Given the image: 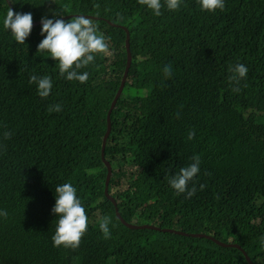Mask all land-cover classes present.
I'll use <instances>...</instances> for the list:
<instances>
[{"label": "trees", "instance_id": "trees-1", "mask_svg": "<svg viewBox=\"0 0 264 264\" xmlns=\"http://www.w3.org/2000/svg\"><path fill=\"white\" fill-rule=\"evenodd\" d=\"M9 1L34 24L45 16L94 19L111 54L80 70L89 73L86 83L69 81L47 52L37 55L42 25L17 43L3 27L11 7L0 0V210L8 212L0 216V264H249L244 251L264 264V0H225L214 13L182 0L159 17L138 0ZM127 36L132 65L106 149L109 197L124 220L157 229L129 230L106 194L102 150ZM237 63L249 70L238 93L229 83ZM34 74L52 77L47 99L29 83ZM55 104L62 111L49 112ZM195 155L197 191L176 195L168 177ZM65 183L77 189L89 220L75 250L52 240L55 188ZM105 216L109 239L99 228Z\"/></svg>", "mask_w": 264, "mask_h": 264}, {"label": "clouds", "instance_id": "clouds-1", "mask_svg": "<svg viewBox=\"0 0 264 264\" xmlns=\"http://www.w3.org/2000/svg\"><path fill=\"white\" fill-rule=\"evenodd\" d=\"M138 3L147 6L155 16L159 17L163 14L162 9L164 8L169 11H178L181 8L182 0H138ZM198 4L201 10L210 13H214L217 10L224 11L226 7L225 0H198ZM93 20L83 15H74L70 21L66 20L67 22L64 19L53 20L47 16L42 17L41 35L44 38L38 45L37 55L47 52L52 59L58 62L61 77L69 81H79L81 84L86 83L89 79V73L87 71L81 72L80 70L95 63L97 55L108 56L111 54L107 42L110 38H106L102 33H99L98 26ZM3 27L8 31L10 30L17 43L25 44L34 28L33 15L30 12L16 13L11 6V9L8 10L6 17L3 19ZM248 71V68L242 63L229 67V72L231 73L229 83L232 85L233 92L238 93L241 91L240 83L247 78ZM163 73L166 79L171 78L172 66L170 64L166 65L163 68ZM29 83L37 85V93L43 99L49 97L53 88L52 77L49 75L41 77L34 74L31 76ZM48 111L60 112L62 111V106L61 104L49 105ZM12 135L11 131L5 130L3 139H11ZM194 138L195 130L189 129L187 139L192 140ZM191 160L192 162L188 166L181 168L175 175L168 177V183L175 190L176 195L186 194V198H191L197 191L193 181L200 172L201 165L199 155L193 156ZM19 172L20 170L14 173L12 183ZM190 183H192V187L189 189ZM204 187L205 185H201L200 189L203 190ZM12 188L11 190H18L17 187ZM55 192L56 203L52 211L58 216V219L56 231L52 237L53 246L57 248L62 246L73 250L78 249L88 231L89 220L85 207L77 196V189L71 183L57 186ZM108 199L112 202L109 196ZM114 202L116 204V206L113 204L115 212L116 209L119 211L117 202L115 200ZM0 216L7 219L8 212L0 210ZM117 218L127 227L118 216ZM122 219L124 220L123 217ZM124 221L129 225L138 226L137 223H133L134 220L130 223L126 220ZM111 223V217L108 216L103 217L99 223V228L105 239L110 238L109 225ZM127 228L132 231L139 230ZM237 247L243 249L239 245ZM244 253L248 263L253 264L245 251Z\"/></svg>", "mask_w": 264, "mask_h": 264}, {"label": "water", "instance_id": "water-1", "mask_svg": "<svg viewBox=\"0 0 264 264\" xmlns=\"http://www.w3.org/2000/svg\"><path fill=\"white\" fill-rule=\"evenodd\" d=\"M8 5L11 7V5L9 4V1L6 0ZM70 19V18H68ZM67 18L64 19L65 21L68 20ZM41 22L40 23H37V24H34V28L35 27H38V26H41ZM129 36H127V40H126V48H127V65H126V68H125V71H124V76H123V80H122V83H121V86L119 88V92L112 104V107H111V110L109 112V117H108V131H107V134L104 138V145H103V152H102V159L103 161H105L108 169H109V176H108V179H107V183H106V194H107V197L109 196L108 193H109V185H110V181H111V178H112V168H111V164L109 163V161H106V149H107V146H108V142L112 136V133H113V121H112V114H113V111L114 109L116 108L117 104H118V100L123 92V88H124V85H125V82H126V79L129 75V72H130V69H131V65H132V54H131V50H130V43H129ZM113 202V204L116 206L114 200L112 198H110ZM116 214L117 216L121 219V221L129 228L131 229H157L153 226H147V225H144V226H132V225H129L127 224L123 219L122 217L120 216L119 214V211L118 209H116ZM166 231V230H165ZM229 246H235L237 247V245H232V244H229Z\"/></svg>", "mask_w": 264, "mask_h": 264}, {"label": "rangeland", "instance_id": "rangeland-1", "mask_svg": "<svg viewBox=\"0 0 264 264\" xmlns=\"http://www.w3.org/2000/svg\"><path fill=\"white\" fill-rule=\"evenodd\" d=\"M136 95H138V96H144V95H145V93H144V92H138V93H136ZM129 166H130V165H129ZM129 166H126L127 168H124V169H126V171H125V172H126L127 174H130V173L133 171V170H132V168H131V167H129ZM95 167H96V165H95ZM124 169H123V170H124ZM126 189H127V188H123V191H124V190H126ZM133 223H135V224H136L137 222H136V221H134Z\"/></svg>", "mask_w": 264, "mask_h": 264}]
</instances>
